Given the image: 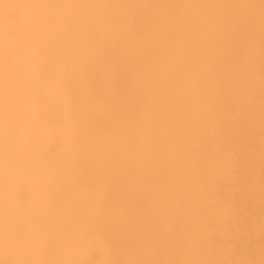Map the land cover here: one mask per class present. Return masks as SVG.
<instances>
[{
	"label": "bare ground",
	"instance_id": "obj_1",
	"mask_svg": "<svg viewBox=\"0 0 264 264\" xmlns=\"http://www.w3.org/2000/svg\"><path fill=\"white\" fill-rule=\"evenodd\" d=\"M0 264H264V0H0Z\"/></svg>",
	"mask_w": 264,
	"mask_h": 264
}]
</instances>
